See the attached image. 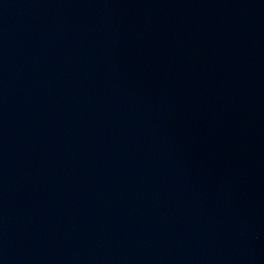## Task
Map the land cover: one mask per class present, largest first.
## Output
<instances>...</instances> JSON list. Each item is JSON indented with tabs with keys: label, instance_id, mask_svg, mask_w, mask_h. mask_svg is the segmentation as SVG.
<instances>
[{
	"label": "water",
	"instance_id": "obj_1",
	"mask_svg": "<svg viewBox=\"0 0 264 264\" xmlns=\"http://www.w3.org/2000/svg\"><path fill=\"white\" fill-rule=\"evenodd\" d=\"M0 264H264V0H0Z\"/></svg>",
	"mask_w": 264,
	"mask_h": 264
}]
</instances>
